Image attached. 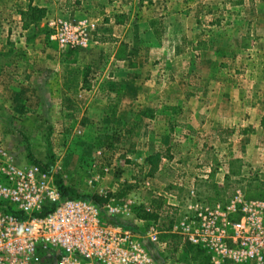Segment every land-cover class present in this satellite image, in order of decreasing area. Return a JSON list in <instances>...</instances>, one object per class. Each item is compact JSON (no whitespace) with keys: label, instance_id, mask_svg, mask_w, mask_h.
Returning a JSON list of instances; mask_svg holds the SVG:
<instances>
[{"label":"rangeland","instance_id":"1","mask_svg":"<svg viewBox=\"0 0 264 264\" xmlns=\"http://www.w3.org/2000/svg\"><path fill=\"white\" fill-rule=\"evenodd\" d=\"M92 1L36 0L33 5L44 7L45 16L24 29L20 10L32 0H0V143L20 164H33L27 158L30 147L48 164L52 178L61 177L78 192L109 196L105 202L120 207L114 216L127 228L143 227L135 213H151L149 196L162 205L152 191L159 194L158 180L167 177L173 186L184 180L188 187L195 184L208 203L224 201L238 188L246 197H264V125L257 132L240 125L245 111L264 112V0H171L164 18L136 2L134 16L110 12L117 22L126 19L115 54L119 62L92 43L105 17H97ZM63 17L93 24L86 47L61 48L49 40L50 23ZM151 20L155 29L166 28L159 40L168 50L143 48L153 37ZM244 39L248 48L241 47ZM151 75L162 95L174 78L179 84L171 94L183 95L179 103L166 104L162 116L146 97L154 87L144 84ZM107 76L119 78L120 97L112 98L114 89L100 85ZM163 121L181 126L170 133L157 130ZM155 137L184 143L170 145L175 164L147 175L144 156L157 148L166 153L148 144ZM230 168L241 171L231 174ZM205 187L209 195L203 194ZM178 241L157 245L154 264H208L202 253Z\"/></svg>","mask_w":264,"mask_h":264},{"label":"built area","instance_id":"2","mask_svg":"<svg viewBox=\"0 0 264 264\" xmlns=\"http://www.w3.org/2000/svg\"><path fill=\"white\" fill-rule=\"evenodd\" d=\"M50 26L48 38L61 48L92 41L93 24L84 18L63 17ZM198 191L195 184L183 194L152 191L163 200L153 211L146 208L154 217L127 228L101 219V209L114 216L120 207L61 199L51 174L18 163L0 143V264H154L155 247L175 239L202 250L211 264H264V197H246L238 188L208 203ZM45 204L56 206L36 216Z\"/></svg>","mask_w":264,"mask_h":264},{"label":"crops","instance_id":"3","mask_svg":"<svg viewBox=\"0 0 264 264\" xmlns=\"http://www.w3.org/2000/svg\"><path fill=\"white\" fill-rule=\"evenodd\" d=\"M98 1H99V3H101V5L98 4V2H96L94 0L90 3L93 6H95V7H92V9L99 10V14L97 17H99L100 15H103L105 17L101 20L100 23H98L97 30L93 34L94 35V41L92 43H93V45H98V47H101V48H104L105 50H108L110 52L112 58L115 59V54L119 48V42H120L119 38L122 37V35H123L124 26L122 23H125L126 19H124L123 22H117V21H115V18L113 17V15L111 17L110 14L111 13H117V12H131L130 15L134 16L136 10L133 9V6H134V3L136 2L138 8H140V6L146 4L149 11H150V9L154 13L159 11L160 16L162 17V15H163V18H164V15L169 16V12H168L169 6L168 5L170 4L171 0H112V1L111 0H105V1L104 0H102V1L98 0ZM128 1H130V3ZM35 2H36V0H32V4H34ZM121 2H123L121 5L122 7L119 6V4ZM124 2H125V4H124ZM86 3H89V2H86ZM114 7H116L115 10L113 9ZM160 7L163 9L160 10ZM144 8H146V7H144ZM138 10L139 9H137V12L139 14H141L140 10L139 11ZM180 12H181V10H179V13H178L179 16L182 15V13H180ZM17 18H19V17L17 16ZM135 18L139 19L140 15H137ZM96 20L99 21V18H96ZM136 21L139 22L138 20H136ZM149 24L150 25H149L148 35L153 34L152 35L153 37L148 42V44H144L146 46H144L143 48H145V50L153 52V53H155L157 51L168 50L169 46H167V44H165V40H159L160 38H162V35L165 34L163 31L164 30L167 31L166 28H163L160 30L155 29L156 25H155V22L152 20L149 21ZM166 36H168V41H167V43H168L169 42V33L166 34L164 36V38ZM56 60H57V62L59 61L58 56L56 57ZM115 61L119 62L121 60L115 59ZM152 66H156V65H152ZM52 76H54V75H52ZM54 77H56V76H54ZM151 77H152V75L150 76V78H147L146 82H144V84H146V85H149L152 87L154 86L153 88H151V92H148L146 94V97H151V100H153L152 106L153 107L156 106L155 108L157 109V116H162L161 115L162 108H164L166 106V104L179 103L178 100L181 97H183V95H182V93L171 94V91H173V87L176 88V87H178L177 84H179V81L176 78H174V81L171 84L173 86H169V87L167 86V89L165 86H163V87H165L164 88L165 91H163V95H162L161 91L156 90V88L157 89L160 88L159 85L156 86L157 83H160L159 80L156 82L154 80L155 78H153V77L151 78ZM58 79H59V82L64 81V79L62 80V78H60V77ZM103 79H105V80H103ZM162 81H163V83L165 82L164 79ZM100 83H101L100 84L101 86H107V87L114 89V91L111 94L112 98H115L117 96L120 97L123 93V89L120 88V81H119V78L117 76H107L106 78H102ZM169 83H171V82H169ZM57 90H58V92H62V90H60V89H57ZM142 96L145 98L144 95H142ZM137 97H139V95ZM159 99H160V101H156ZM237 114H239V113H237ZM263 114H264V112H261L258 114V113H255L253 111H245L243 113V115L240 113V115H236V116L239 117L242 115L244 118L243 124H240L242 127H244L242 130L257 132V130L261 129V126L264 125ZM256 115L258 117H256ZM236 121L237 120L234 118L232 121V124L235 125ZM153 125L155 126V121H153ZM180 126H181L180 124L175 125L174 123H171L169 121H167V122L163 121L157 125V130L158 129L159 130H167V132L170 133L176 129H179ZM190 129L192 131V128H190L188 126V131H190ZM171 143L173 145H182L184 142H182V140H179V139L172 140L170 138L162 140L160 137L159 138L155 137V139H152L151 141L148 142V144L150 146H156V148L157 147L165 148L164 150L166 151L164 156L162 155L163 150H161L159 148H157L153 152V153H155V152L159 153V156H160L159 161H158V167L156 169L157 174L162 169L161 165L168 167L167 165L172 166L173 163L175 164L174 161L176 160V158L172 157L169 154V152L171 153V151H170ZM153 153H151V154H153ZM151 154H149V155H151ZM149 155H147V156H149ZM147 156L146 155L144 156L143 163L148 166V174L147 175H150L149 164L146 161ZM242 161H244V160H239L238 162H242ZM163 162H165V163H163ZM182 164L185 165L184 168L187 167L186 162H183ZM165 167L162 169V171H165ZM239 171H241V170H238L237 174L240 173ZM159 173H161V171ZM194 174H196L197 177L199 176L197 173H194ZM167 178H168L167 181H166V178L158 180L159 187H157V190H160L159 194H162L164 192V190H166V191L167 190L169 191L170 189L172 190V188L177 189L178 192H180V194H183L185 188H187L190 184L187 180H184L182 182V185L173 186V185H176L173 182L174 179H172L171 177L170 178L172 180H170L169 177H167ZM191 178L192 177H189L188 179H191ZM153 180L156 181L155 179H153ZM197 181H200V180L197 179ZM192 185H193V183H192ZM198 188H199V186H198ZM207 188L208 187H205L202 190L204 195H209V190ZM161 200H162V198H161ZM147 202H148L149 207L151 208L152 211L155 210L157 207H160V204H159L160 202L157 200H152L150 198V196H149L148 200L146 201V203Z\"/></svg>","mask_w":264,"mask_h":264},{"label":"trees","instance_id":"4","mask_svg":"<svg viewBox=\"0 0 264 264\" xmlns=\"http://www.w3.org/2000/svg\"><path fill=\"white\" fill-rule=\"evenodd\" d=\"M46 13V9L44 7H39L36 5H33L31 2L27 5V8L25 10H20V15H21V22H22V27L26 29L29 25H34L36 24L39 20H41ZM50 32H48L49 34ZM47 34V36H48ZM242 48H248L249 44L245 42V39L243 40V43H241ZM27 158L29 161L35 165H37L42 171H45L50 174V167L48 166L47 163H44L37 158L34 157L32 154L30 147H28V152H27ZM159 153H153L149 156L146 157V161L149 164V173H153L156 171L158 167V161H159ZM238 170H234L233 168H230V173L234 174L237 173ZM59 194L61 196V199H66V198H81V199H86L94 202L96 205H98L101 208V205L108 200L109 196H103L99 195L96 193L92 192H78L75 188L68 186L67 184L64 183V180L55 175L53 178ZM124 194H120L119 197H122ZM56 204H45L41 207V209L37 212H35L36 216H44L48 212L52 211L55 208ZM134 208V207H133ZM100 216L102 220H108L114 224L121 225L123 227H126L125 224H123L122 221H120L119 217L116 216H110L108 217L107 214H105L104 210H100ZM154 217V214L149 213V212H144L140 209L136 210L135 213V218H140V219H145V220H150ZM188 248L190 249H195L197 250L198 253H202L205 257V261L208 264H211L209 262V258L204 252L198 248H194L192 246L187 245Z\"/></svg>","mask_w":264,"mask_h":264}]
</instances>
